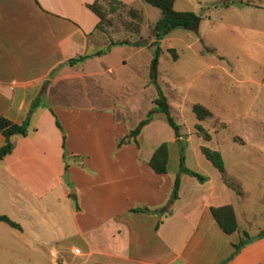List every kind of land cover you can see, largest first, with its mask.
Here are the masks:
<instances>
[{"label":"crops","instance_id":"1","mask_svg":"<svg viewBox=\"0 0 264 264\" xmlns=\"http://www.w3.org/2000/svg\"><path fill=\"white\" fill-rule=\"evenodd\" d=\"M91 1L0 0V115L14 122L28 118L34 127L26 135H13L11 150L0 159V213L19 228L1 222L16 229L9 230L10 236L25 234L27 245L47 250L48 264H217L230 253L240 230L254 235L264 227L250 229L249 220L239 222V214L248 213L240 206L246 190L239 189L237 175L232 176L237 182H225L201 151L202 146L215 149L223 159L216 140L219 127L208 124L207 138L196 131L182 134L180 127L174 135L164 115L154 111L130 136L152 107L155 88L141 69L148 71L152 48L106 47L110 37L95 28L98 17L86 6ZM259 2L238 5L254 14L257 30L264 28V3ZM173 29L157 40L160 52L166 39L171 61L180 58L183 48L190 51L186 60H201L200 51L192 48L191 29L169 36ZM144 49L149 53L140 57ZM84 52L90 54L81 61L65 62ZM158 64L157 59L156 72ZM165 71L167 81H173L174 71ZM251 112L247 139L234 131L231 140L250 141L255 150L249 155L261 158L264 173V115ZM160 142L166 145L165 171L155 172L147 160ZM180 145L183 165L202 179L178 170ZM240 167L235 166L236 173ZM252 167L245 165V172L254 173ZM175 174L176 197L168 203ZM223 203L231 204L237 223L228 233L209 211ZM223 264H264V234Z\"/></svg>","mask_w":264,"mask_h":264},{"label":"rangeland","instance_id":"2","mask_svg":"<svg viewBox=\"0 0 264 264\" xmlns=\"http://www.w3.org/2000/svg\"><path fill=\"white\" fill-rule=\"evenodd\" d=\"M217 1L220 0H173L174 9L191 10L199 16V20L196 31L177 26L173 27L169 36L177 33L181 35L187 30L192 48L200 51L202 58L199 61L186 60L190 51L183 48L178 50L180 58L171 61L169 51L166 50L168 41L164 39L160 44L162 50L158 56L157 81L163 94L167 95V102L171 106L170 114L182 128V134L185 131H196L193 126L195 122L204 129L208 124L219 127L216 140L223 154L225 177L228 181L237 175L239 189L246 190L244 199L238 203L248 209V213L242 214L238 210L239 222L245 224V219L249 220L248 225L252 229L264 223L263 162L255 154L249 155V152L255 150L250 141L241 144L231 140V133L240 132L247 139L246 126L250 124L251 111L254 110L260 117L264 115V86L260 83L264 79V28L256 29L259 26L252 21L254 14L249 9L239 7L238 0H229L227 4L230 5L226 8L223 4H212ZM259 1L264 3V0ZM128 6L141 10L142 19L138 32L131 30L134 18L126 13ZM158 15V7L144 0H131L124 6L117 7L114 12L107 13L98 30L113 39L149 41L151 38L145 37L147 24L153 22ZM172 41L175 40H170ZM148 53L149 49H144L140 57H146ZM182 54L185 55V60ZM145 64L147 67V62ZM168 68L171 72L174 71L175 76L173 81L172 78L169 79L170 82L167 81L165 71ZM141 69L147 78V68L141 66ZM165 83H169V86ZM186 85L188 87L184 91ZM182 97L185 100L181 101ZM190 102L204 104L213 115L197 120ZM179 105L180 108L177 107ZM158 114L163 118L161 112ZM245 165H253L254 173H246ZM235 166H241L237 173ZM68 200L70 202V197ZM236 207L239 209V205ZM9 230L17 233L16 229L0 221V264H48L47 250L35 243L27 245L23 242L27 241L25 234L14 238L9 235Z\"/></svg>","mask_w":264,"mask_h":264},{"label":"trees","instance_id":"3","mask_svg":"<svg viewBox=\"0 0 264 264\" xmlns=\"http://www.w3.org/2000/svg\"><path fill=\"white\" fill-rule=\"evenodd\" d=\"M144 1L153 6L158 7L159 9L158 17L153 22L147 24V31L145 37L151 39L149 41H146V39L128 40L125 38L123 39L109 38L106 47L116 43H129L134 46L148 45L151 46L152 48L151 56L148 62V71H147L148 81L152 83L155 88V94L152 97V107L141 119L138 120L136 125L129 130V135L134 136V134H136V132L138 131L139 127L150 119L154 111H160L161 113H163L167 123L173 129L174 135H178L179 126L174 121L173 117L170 114L169 104L157 81L156 63L160 52V47L157 43V40L163 37L173 27L179 26L185 29L195 30L198 24L199 16L191 10L174 9L172 7L173 0H144ZM238 1L244 3H251L254 5H258L260 3L259 0L258 1L238 0ZM217 3L226 4V1L220 0L217 2H212L213 5ZM124 5L125 3L121 0H92L89 3H86V6L98 17L95 23V28L97 29L101 28V23L105 19L107 13L114 12L117 7ZM126 13L128 14V16L134 18V23H132L133 26L131 30L133 32H138L140 21L142 19L141 10L133 6H128L126 8ZM169 52L173 56V50L169 49ZM89 54L90 53L88 52L77 54L67 58L65 62L68 64H73L81 61ZM190 108L193 111L197 120L204 119L205 117L210 115V111L204 105L198 102H193L190 105ZM54 121L55 124L58 126V122L56 118L54 119ZM194 127L196 131L201 134L202 137L207 138L208 136L207 133L198 122L194 123ZM31 129H34V127H29L28 118H25L20 122H14L0 115V132L3 135V141L0 144V159L11 150L13 145V139H12L13 135H26L28 131ZM120 142H122V140L117 141V143ZM181 145L179 146V153H178V170L188 172L194 175L197 179H202L203 176L201 174L193 170L187 169L183 165V154H182ZM201 151L203 155L217 169L222 179L226 182L227 179L225 177L223 162L219 152L215 149H210L205 146L201 147ZM166 158H167L166 145L164 142H160L152 150L147 160V163L155 172H164ZM177 186H178V176L177 174H175L168 195V203L171 202L172 199L176 197ZM131 210H148V209L146 207H133L131 208ZM209 211L214 221L223 232L228 233L237 229V223L231 204L223 203L219 205H213L209 207ZM0 221L5 222L12 227L19 228L18 223L12 220L11 218H9L6 214L0 213ZM263 234H264V227L259 229L254 235H248L245 230H240L239 238L235 243H232V250L230 251V253L217 264H223V262L229 257H231L243 244ZM82 264H101V263L90 262V263H82Z\"/></svg>","mask_w":264,"mask_h":264},{"label":"built area","instance_id":"4","mask_svg":"<svg viewBox=\"0 0 264 264\" xmlns=\"http://www.w3.org/2000/svg\"><path fill=\"white\" fill-rule=\"evenodd\" d=\"M72 251L76 253L78 250L76 247H74Z\"/></svg>","mask_w":264,"mask_h":264}]
</instances>
